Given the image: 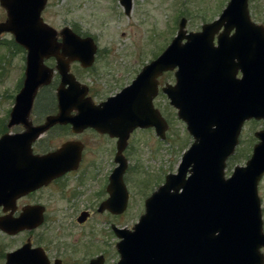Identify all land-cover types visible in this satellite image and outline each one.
Here are the masks:
<instances>
[{"label":"water","instance_id":"1","mask_svg":"<svg viewBox=\"0 0 264 264\" xmlns=\"http://www.w3.org/2000/svg\"><path fill=\"white\" fill-rule=\"evenodd\" d=\"M46 1L0 0L5 10L0 35L12 34L14 41L26 50L23 83L15 95L9 125L25 121L38 87L48 84L52 75V68L44 65L42 59L54 56L60 74L56 91L59 113L75 108L80 113L106 115L102 119H88L92 123L112 120L111 114L116 113L114 120L121 124L120 130L114 132L119 138L115 154L119 164L109 185V190L114 187L110 191L114 195L126 166L121 152L128 132L136 126L157 127L150 102L155 76L162 70L178 67L176 88H170L167 93L193 141L183 152L176 173L167 174L164 183L146 199V212L132 230H117L123 238L118 243L121 258L116 264H171L172 249L177 246L180 264H187L188 258L191 264H264L261 251L264 230L258 194V183L264 173V127L256 133L259 142L253 146L245 164L235 165L230 176H224L226 158L238 142L243 122L250 118L264 120V30L250 21L247 0H228L218 18L202 24L196 32L187 33L183 29L186 20L182 17L177 36L142 68L128 87L102 105L87 107L77 100L79 83L69 72V61L79 60L82 66H89L97 46L91 36L82 37L68 26L58 32L46 23L41 16ZM118 1L128 14L132 1ZM221 26H224L222 33L234 28L233 40L241 38L244 44L255 40L259 31L260 44L243 47L241 82L231 83L229 87L217 83L211 85L208 93L202 79L193 81L192 77L205 74L206 57L223 56V45L228 38L219 37L216 47L204 45L212 41L211 35ZM184 38L185 43L180 45ZM62 120L60 116H50L44 125L19 135L5 133L0 137V147L27 144L35 137L34 132L37 135ZM45 159L50 165L40 164L43 156L34 158L35 186L61 170L54 154L46 155ZM43 170L44 175L39 173ZM39 219L36 216L35 223ZM6 258L5 264H21L15 261V253Z\"/></svg>","mask_w":264,"mask_h":264},{"label":"flooded vegetation","instance_id":"2","mask_svg":"<svg viewBox=\"0 0 264 264\" xmlns=\"http://www.w3.org/2000/svg\"><path fill=\"white\" fill-rule=\"evenodd\" d=\"M247 9L253 26L259 29L262 26L264 30L263 22L255 19L248 1ZM223 30L224 26H221L217 32L211 35L212 41L209 44L204 43L206 46L216 47L219 37L228 38L229 40H226L223 45L225 47L223 56L206 57L204 77L196 74L192 77L193 81H200L199 78H201V81L206 84L208 93L211 85L218 83L220 87H229L228 85L231 83L241 82L243 47L245 45L247 48H254L260 44L261 32L257 30L255 33L257 38L253 41H246L245 44L241 38L233 40L234 28L222 33ZM185 35L191 36L192 34ZM176 36L177 33L172 35L170 41L153 58L149 60L136 59L138 68L131 69L126 73L129 80L122 85L118 84L119 81L113 83L116 84L113 86L111 84L99 86L86 82L87 78L109 77V80L121 76V73L114 75V71L113 74H110L109 60L103 58L107 56L106 50L96 48L92 63L86 67L82 66L79 60H70L69 72L79 83L78 90H76L77 100L87 107L102 105L110 98L116 97L132 83L148 62L163 52ZM184 43L185 39L181 40L179 44L183 45ZM62 52L61 49L58 50V53ZM101 62L105 63V66L100 65ZM23 63L25 67V56ZM42 63L53 69L49 83L38 87L25 121L9 125L11 109L7 112L5 118L0 122V137L5 133L19 135L33 127L44 125L50 116L57 115L63 120L52 123L37 135H34V132L33 136L35 137L29 139L27 144L0 147V260L5 264L7 255L15 253V261L21 264L25 262L28 264H116L121 258L118 243L123 238L117 230H132L133 225L146 212V199L164 182L167 174L153 191L139 199L135 220L128 219L127 213L132 203L126 180L129 166L125 153L131 149L132 139L140 133H151L157 141L161 142L171 127L172 112L179 119L178 109L170 102L167 93L170 88H176L178 67L175 65L171 69L162 70L155 76L150 102L151 109L156 113L157 127L136 126L128 132L121 152L126 166L121 174V184L117 186V192L114 195L110 192L115 190L114 187H110L109 190L111 175L119 164L115 161L119 138L114 132L120 130L121 126L114 120L116 113L111 114L112 120L93 123L88 119L93 117L102 119L106 115L80 113L75 108H70L66 113L60 114L56 95L60 84V74L55 69L56 58L54 56L44 57ZM212 70L214 71L212 72ZM21 85L22 83L18 90ZM176 93L178 94V90ZM144 95L146 98L147 93L145 92ZM40 101H44L45 107H40ZM48 102L49 105H47ZM249 120L262 121L264 126L263 119L251 118ZM105 127L108 130H105ZM261 129L254 132L256 142L253 143L251 151L253 146L259 142L256 133ZM95 148H103L110 153L111 160L106 161L107 169L104 167L105 164L99 166L96 160L88 159V153L93 152ZM53 154L56 159H59L61 170L48 177L47 181L35 186V156L44 157V161L40 164L50 165L45 156ZM226 170L227 167L224 169V174ZM39 173L44 175L46 172L43 170ZM87 182L96 184V188H87ZM114 197L117 198L116 201ZM109 199L110 202L103 205ZM99 215L104 216L101 224L105 225V229L107 228L109 231L107 233L109 237L101 240V249L97 244L92 247L93 240L97 241L98 239L94 234L97 232L98 219L96 218ZM36 216L41 219H39V223H35ZM75 231L78 233L76 234ZM83 243L92 248L88 249L86 246H82ZM179 253L178 246L176 249H172L173 264H180ZM189 261H191L190 258H188L187 264L192 263Z\"/></svg>","mask_w":264,"mask_h":264},{"label":"rangeland","instance_id":"3","mask_svg":"<svg viewBox=\"0 0 264 264\" xmlns=\"http://www.w3.org/2000/svg\"><path fill=\"white\" fill-rule=\"evenodd\" d=\"M227 1L132 0V11L126 15L118 0H47L41 16L58 32L68 26L82 37L91 36L98 49L106 50L107 56L103 58L109 60L110 74L114 71V75L121 73V76L109 80V77L87 78L86 82L99 86L109 84L113 86L116 85L113 83L117 81L119 85H122L129 80L126 73L138 68L136 59L153 58L170 41V37L176 34L182 17L186 20L183 29L187 33L199 30L202 23L218 17ZM247 1L255 19L264 24V0ZM4 19L5 10L0 5V21ZM58 40H60L59 35ZM13 43L10 33L1 34L0 122L11 109L24 69L25 50L17 48ZM100 65L105 66V63L101 62ZM39 105L41 108L45 107L44 101H40ZM247 120L242 124L233 152L226 158L225 176L231 174L234 165H244L251 154L253 143L256 142L254 132L263 126L262 121ZM132 142L134 145L132 144L131 149L125 153L129 166L126 180L132 203L127 214L128 219L135 220L139 199L153 191L157 184L163 181L166 173L177 170L182 152L191 142V136L185 124L172 112L171 127L161 142L157 141L151 133H140L132 139ZM89 158L96 160L99 166L105 164L104 167L107 169L106 161L111 160V155L103 148H95L93 152L88 153ZM87 183V188H96V184ZM258 194L264 228V173L258 183ZM103 218L102 215L96 218L98 227L96 226L97 232L94 235L98 239L93 240L92 246L97 244L99 249L102 247L101 240L109 237L107 235L109 231L105 229V225L101 224ZM75 232L78 233V231ZM82 246L92 248L85 243ZM0 264L4 262L0 260Z\"/></svg>","mask_w":264,"mask_h":264},{"label":"trees","instance_id":"4","mask_svg":"<svg viewBox=\"0 0 264 264\" xmlns=\"http://www.w3.org/2000/svg\"><path fill=\"white\" fill-rule=\"evenodd\" d=\"M17 48L22 49L19 45H17L16 43H13Z\"/></svg>","mask_w":264,"mask_h":264}]
</instances>
